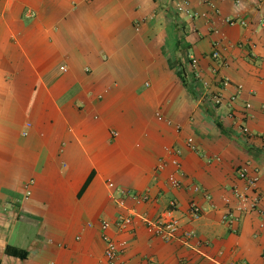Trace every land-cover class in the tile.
<instances>
[{
	"label": "crops",
	"instance_id": "obj_1",
	"mask_svg": "<svg viewBox=\"0 0 264 264\" xmlns=\"http://www.w3.org/2000/svg\"><path fill=\"white\" fill-rule=\"evenodd\" d=\"M171 200L179 240L164 242L141 218ZM104 221L119 264H264V0H0V264H107Z\"/></svg>",
	"mask_w": 264,
	"mask_h": 264
},
{
	"label": "built area",
	"instance_id": "obj_2",
	"mask_svg": "<svg viewBox=\"0 0 264 264\" xmlns=\"http://www.w3.org/2000/svg\"><path fill=\"white\" fill-rule=\"evenodd\" d=\"M200 2L202 0H199ZM235 4L238 5L240 4L241 0H234ZM176 12L181 13V14H186L189 15V12L185 9V7L181 4L176 5ZM192 16V14L190 15ZM225 22L229 25L232 24H240L242 26H245V22L242 21H237L234 19H226ZM211 57L215 60L219 59V54L218 52H213ZM197 65V61L195 59H191V66L195 67ZM222 86L227 87L228 86V81L224 80L222 81ZM209 101L215 106H220L222 103V96L220 93H216L214 95H211L209 98ZM250 106L247 105L246 108H249ZM243 133L248 134L247 129L242 130ZM187 145L191 149H194L193 142L191 139L187 140ZM168 156L170 158L168 159V163L170 166L173 168L172 174L167 178V183L168 186L171 189H178L181 187V182H180V177L182 175L181 172V167L180 163L178 162L177 155L178 151H175L171 153L170 150L166 151ZM172 156V157H171ZM166 160L162 159L160 160L157 169L158 170H163L166 167ZM239 179L242 180L245 183L244 191L243 193H236V198L239 201L237 211L239 212H246L253 210L258 202L259 199L258 197H250L249 193L252 192V190L255 188L256 185V179L251 178L247 175L246 169L242 168L239 171ZM33 184L31 181L30 183L26 184V193H25V198H28L31 195V192L28 190L29 185ZM109 188H114V185L112 183L108 184ZM195 191L198 189L195 187ZM118 194L120 196H127L129 197L134 204L139 205L142 203H146L149 201V196L148 194H142V195H137V194H129L123 189H116ZM124 201L121 200L119 201L120 205H123ZM177 209V204L174 200H171L168 203L167 208L155 219L153 220H148L146 218H141L142 222L146 225V227L151 231L154 235H156L160 240L164 242H171V241H176L179 240V219L175 217V211ZM187 215L189 218H191L192 221H197L201 215H202V209L196 205L195 203H192L189 208ZM135 215L134 214H120L117 216L116 219V228L119 231H124L126 230L134 220ZM224 222H231L232 220H235L234 216L232 213L227 214L225 217H223ZM110 229V224L106 221L102 222L100 225V230H101V237L104 242V257L107 262V264H119V256L121 255L125 243L124 242H116L114 239H112L108 231ZM194 234L185 232L180 239H184L185 241L190 240L193 238Z\"/></svg>",
	"mask_w": 264,
	"mask_h": 264
},
{
	"label": "trees",
	"instance_id": "obj_3",
	"mask_svg": "<svg viewBox=\"0 0 264 264\" xmlns=\"http://www.w3.org/2000/svg\"><path fill=\"white\" fill-rule=\"evenodd\" d=\"M181 81L183 83V78L182 77H181ZM6 253L9 254V255H14V256L20 257V258H24L26 256L25 252L17 251V250H14V249H6Z\"/></svg>",
	"mask_w": 264,
	"mask_h": 264
}]
</instances>
